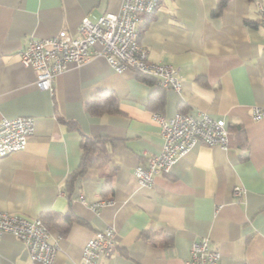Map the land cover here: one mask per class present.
Returning a JSON list of instances; mask_svg holds the SVG:
<instances>
[{"label":"crops","instance_id":"1","mask_svg":"<svg viewBox=\"0 0 264 264\" xmlns=\"http://www.w3.org/2000/svg\"><path fill=\"white\" fill-rule=\"evenodd\" d=\"M257 1L161 0L138 25L148 60L178 70V95L151 76L115 73L98 55L69 64L52 93L36 88L21 49L62 31L76 36L82 18L117 12L122 0H0V120L35 119L25 148L0 157V211L47 221L53 264H78L87 239L108 227L116 256L98 264H183L201 238L222 264H264V118H251L264 107ZM101 91L113 93L117 110L93 115L87 104ZM153 112L221 118L228 147L197 143L140 187L135 167L162 146ZM82 136L98 140L92 154L106 159L67 184ZM0 264L34 263L22 241L4 234Z\"/></svg>","mask_w":264,"mask_h":264},{"label":"built area","instance_id":"2","mask_svg":"<svg viewBox=\"0 0 264 264\" xmlns=\"http://www.w3.org/2000/svg\"><path fill=\"white\" fill-rule=\"evenodd\" d=\"M161 0H122L117 12H105L95 21L82 18L77 35L66 31L56 36L31 39L20 51V62L35 72V86L53 92L55 77L69 64H82L92 55L105 58L115 73L132 70L151 76L162 88L181 94L182 78L178 70L168 64L151 62L147 51L138 41V25L149 16ZM258 22L264 29V0L257 1ZM251 118H264V107H253ZM158 124L162 146L157 154L149 156L145 165L135 167L133 174L140 187H150L153 176L168 173L178 158L195 144L204 143L228 147V131L225 121L213 118L206 112H177L170 118L153 112ZM35 119L31 116L3 118L0 120V157L21 151L26 139L34 132ZM244 189L236 187L233 195L241 197ZM104 201L92 205L99 207ZM10 234L22 241L34 264H53L57 244L50 240L49 230L40 218H26L0 211V239ZM114 230L110 227L94 232L84 243L78 264H98L102 259H114L116 249ZM220 253L209 247L207 238L193 241L183 264H222Z\"/></svg>","mask_w":264,"mask_h":264},{"label":"trees","instance_id":"3","mask_svg":"<svg viewBox=\"0 0 264 264\" xmlns=\"http://www.w3.org/2000/svg\"><path fill=\"white\" fill-rule=\"evenodd\" d=\"M223 1L219 4L217 9L214 11L215 13L220 9L222 6ZM89 111L93 115H100L102 113H110L117 110V100L111 91H101L94 95V98L90 100L87 104ZM98 140H91L86 136H82L81 138V148H82V155L80 159L79 166L77 169L69 175L67 179V184H70L76 176H79L84 173L87 167L94 166L95 164L105 161L106 156L105 154L100 156L102 151H98L99 154L93 155L94 150L97 148ZM54 219V217H51ZM67 218V217H66ZM65 218V220H66ZM47 224V221L44 223ZM47 226V225H46Z\"/></svg>","mask_w":264,"mask_h":264}]
</instances>
